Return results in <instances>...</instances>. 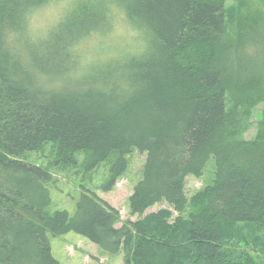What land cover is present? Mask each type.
<instances>
[{"label":"trees","instance_id":"1","mask_svg":"<svg viewBox=\"0 0 264 264\" xmlns=\"http://www.w3.org/2000/svg\"><path fill=\"white\" fill-rule=\"evenodd\" d=\"M58 1L0 0V264H59L49 238L68 233L103 257L122 254L121 264H258L248 247L264 250V127L241 138L238 108L264 102V75L243 76L250 49L264 48V0H240L236 13L229 0H113L146 49L130 41L85 58L79 47L92 34L65 43L52 34L60 43L54 73L63 79L79 68L68 69L78 54L86 66L114 61L88 81L61 85L25 67L38 61L29 55L30 19ZM81 1L79 15L109 12L98 0ZM52 46L40 61L52 59ZM47 143L62 163L87 152V170L118 153L104 191L124 173L126 155L145 154L128 198L139 219L117 227L118 211L88 190L73 215H50L51 175L21 160ZM209 162L211 184L188 198L186 178H200ZM161 203L178 215L145 214ZM235 240L245 248L231 246Z\"/></svg>","mask_w":264,"mask_h":264},{"label":"rangeland","instance_id":"2","mask_svg":"<svg viewBox=\"0 0 264 264\" xmlns=\"http://www.w3.org/2000/svg\"><path fill=\"white\" fill-rule=\"evenodd\" d=\"M240 0H229L228 8L234 13L240 11ZM255 1V0H253ZM98 2L108 4H116L113 0H98ZM80 4H86L81 0H60L53 2L44 9L38 10L30 19V37L29 44L32 43L30 53L37 56L38 61L36 65L25 63L28 72L34 78H49L54 83H64L68 79L85 80L91 78V74L96 70L100 64L110 63L114 61L92 63L91 66H86L81 63V55L74 59V62L68 64V69L73 67L79 68L68 78L63 79L57 72L54 73L58 65V56L60 52V43L56 44L50 37L57 36L60 41L65 43L71 38H81L87 34H92L80 47L79 51L85 58L95 56L99 51L106 50L109 54H114L121 48L127 46L132 47V43H137L144 50L147 47L148 41L142 37L141 32L132 25L126 18L124 11L121 14L117 11L110 16L114 20H110L109 15L101 17L93 12L86 15H79L76 13V8ZM254 4V3H253ZM110 30L104 36L98 35ZM140 35V36H138ZM102 36V37H101ZM141 37V38H134ZM86 39V38H85ZM83 39L82 42L85 40ZM31 41V42H30ZM53 43V53L49 55L48 62L45 59L46 45L49 42ZM73 41V40H72ZM143 41V42H142ZM22 46H25L23 43ZM50 52V51H49ZM120 52V51H119ZM103 53V52H102ZM122 53V52H121ZM120 53V55H121ZM119 54L114 57L120 56ZM247 60L244 65L243 76H261L264 75V48L250 49ZM105 56V57H110ZM84 58V59H85ZM118 60V59H117ZM74 68V69H75ZM48 71V72H45ZM65 87L66 85L63 84ZM241 130L240 136L243 139H252L256 133L264 127V102H260L254 107H241ZM54 143H47L41 150L27 153L21 160L25 163L38 166L46 170L52 177L53 184L49 188L50 205L48 213L52 215L56 211H66L69 215H73L75 211L76 201L83 190H88L95 193L99 198L107 202L111 207L116 209L120 216V222L117 227L127 222H135L139 219L138 216H131L128 209V198L132 193L133 187L140 181L143 165L146 155L133 150L126 155V169L119 177L116 184L108 191H104L103 187L109 181L110 170L116 159L118 153H114L107 160L100 163L97 167L87 170L85 159L87 152L80 151L75 154V160L72 164L62 163L57 160L56 148ZM214 165L209 162L203 171L200 178L187 177L185 184V193L188 198L193 196L198 191L210 185L213 179ZM161 209H168L172 212V218L178 214L165 203L157 204L148 209L145 214L157 212ZM245 233L246 240L251 241L253 238ZM251 239V240H250ZM50 248L53 258L59 264H121L123 255L116 257L101 256L95 245L90 243L87 239L74 234L68 233L58 237H50ZM252 245V243L250 244ZM231 246L236 248H245L244 244L235 240ZM252 255L256 258L258 264H264V250L263 244L253 248L248 247Z\"/></svg>","mask_w":264,"mask_h":264},{"label":"clouds","instance_id":"3","mask_svg":"<svg viewBox=\"0 0 264 264\" xmlns=\"http://www.w3.org/2000/svg\"><path fill=\"white\" fill-rule=\"evenodd\" d=\"M108 8H109V12H108V15L109 16H112L114 13H116L117 11H119L121 14L122 13V10L119 9V6L116 5V4H110L108 5ZM27 15V14H26ZM37 87H40V85H37Z\"/></svg>","mask_w":264,"mask_h":264}]
</instances>
